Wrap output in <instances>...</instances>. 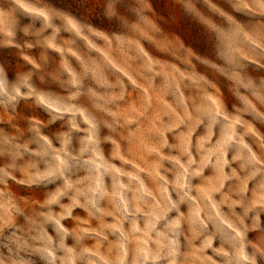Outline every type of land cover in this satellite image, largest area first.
I'll list each match as a JSON object with an SVG mask.
<instances>
[{"label": "clouds", "instance_id": "clouds-1", "mask_svg": "<svg viewBox=\"0 0 264 264\" xmlns=\"http://www.w3.org/2000/svg\"><path fill=\"white\" fill-rule=\"evenodd\" d=\"M0 264H264V0H0Z\"/></svg>", "mask_w": 264, "mask_h": 264}]
</instances>
